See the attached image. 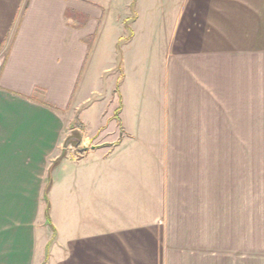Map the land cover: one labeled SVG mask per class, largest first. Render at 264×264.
Listing matches in <instances>:
<instances>
[{"label": "crops", "instance_id": "0c3cea01", "mask_svg": "<svg viewBox=\"0 0 264 264\" xmlns=\"http://www.w3.org/2000/svg\"><path fill=\"white\" fill-rule=\"evenodd\" d=\"M136 3L0 0V264H34L35 228L22 198L35 196L39 173L58 154L67 115L79 111L89 125L83 112L93 100L84 86L106 23L118 27L117 42L122 11L133 8L131 40L146 29L152 35ZM161 5L154 31L166 41L148 48L144 66L157 84L151 91L158 90L165 136L157 147L132 142L122 117L127 57L118 73L105 68L104 77L112 74L96 92L104 119L96 133L104 141L78 162H64L67 216L54 219L48 264H226L232 246L246 250L255 240L249 233L264 264V191L252 201L249 231L246 180L250 171L261 173L259 164L250 169L248 157L217 153L230 147L218 134L249 132L264 116V0ZM136 144L142 152L133 150ZM155 148L156 156L149 151ZM10 215L22 223L10 225Z\"/></svg>", "mask_w": 264, "mask_h": 264}, {"label": "rangeland", "instance_id": "374dc122", "mask_svg": "<svg viewBox=\"0 0 264 264\" xmlns=\"http://www.w3.org/2000/svg\"><path fill=\"white\" fill-rule=\"evenodd\" d=\"M161 4L162 0H137L136 3V13L139 15V21L141 25H144L145 27L149 26L150 30L153 32L151 36L147 33L146 29L143 34L137 36L134 42L131 40L130 36L133 34V29L130 22L136 14L133 8L130 12L128 6H126L128 10L125 12L122 11V16H124L123 19L125 20L121 22V24L124 25V29L122 35L119 37V40L117 42L114 40L118 27L109 21L106 23L103 35L99 38L97 44L93 45L95 46V49L93 52H91L89 58V65L91 66L89 68L88 80L84 86L85 91H87V94H91L90 98L93 100L90 102L88 109L83 112V117L86 121H88L89 125L82 122L79 111H77L76 114L73 112V115H67L66 128L62 138L63 142L58 154L50 161V164H48V169L43 168L39 173L41 178L39 181L35 182V184L39 185V188L37 187L31 189L36 192L35 196H25L22 198L26 205L31 206L30 213H28L30 219L28 220L33 223L35 228L34 240L36 243V257L34 264H48L50 252L49 244L54 239V219L58 222H63L66 220L67 215L62 206V204L64 205L65 200L66 177L64 172V162H71V160H74V163L78 162L82 157L88 155L86 153L87 150L79 151V148L87 146L91 149L93 146L101 144V142L104 141V138L99 139L101 135H97L96 126L101 122H104V119L101 115L103 110L100 107L102 102L98 101L97 93L102 91L104 86H107V82L109 80L108 76L112 74L111 69V71L104 77L102 72L105 70V68L114 67L115 72L118 73L122 59L127 57V80L124 82L125 84L121 88L124 99L123 108H125L122 117L124 119L126 128L132 131V142L137 144H140V142H153L155 143L153 146L157 147V143L162 142L163 135L165 136L164 133L162 134V127L160 126L161 100L158 99V90L156 88V91H151V88L157 86V84H155V78L152 80V77L146 76V68L144 66V61L148 56V48L154 44L156 45L157 42H159L160 45L156 46H162V44H165L166 41L165 37L162 38V41L159 36L155 37L156 34L154 31L155 24L160 19L159 14L162 6ZM117 6L112 7L113 13L114 10L117 11V8H115ZM170 16H172V14ZM93 40L94 39H90V44L93 43ZM135 62H137V67L136 71H133L132 64ZM146 78L149 79L147 80ZM116 91L119 92V86L116 87ZM93 92H95V94H92ZM105 94L106 93H104L103 96ZM114 94L116 95V92H114ZM114 94L112 98H114ZM112 98H110L109 101L112 100ZM120 108L121 105H116L114 116L115 118L119 119L120 122L118 120L117 121L120 125V130L122 134L125 135L126 129L119 117ZM254 121H257V123L249 127V132L218 134L219 142H225L227 140L226 146L230 147L227 149H217L218 155L248 157L250 169H256L257 164H259L261 173H259V175L251 174L250 171L246 178L249 186V231H251L253 228L252 226L255 223L251 220L253 217L252 201L256 200L255 194H260L262 190L264 191V116L256 118ZM257 129L263 131H251ZM137 144L133 146V150L135 147L137 148L140 146ZM136 151L140 153L143 150L137 148ZM149 151L151 153L153 152V155L156 156L157 152H159V148L150 149ZM132 154L135 155L134 152H132ZM91 156H94V154L91 153ZM58 160H60V162L54 165ZM79 166L80 165H77V163L76 165H72L73 172H76ZM71 173L72 169L69 170V174ZM51 181L54 185L52 194L54 208L52 212L53 220L51 219V223H49L46 218V210L48 205L44 199V196L45 191ZM75 199L79 200V197H76ZM259 199L261 200V197H259ZM77 209L79 210V205L77 206ZM73 215L80 218L79 212H73ZM19 223H22L21 219L12 217V215H10V225L14 226L18 225ZM249 235H252V238H255V240H251V237L249 238V246L246 250L243 249L241 251L240 249H237L236 246H232V250L227 249L228 251L232 252H230V254H228L226 257V264L263 263L262 256L261 261H258L257 246L255 242L256 235L251 233H249Z\"/></svg>", "mask_w": 264, "mask_h": 264}, {"label": "trees", "instance_id": "16d2710c", "mask_svg": "<svg viewBox=\"0 0 264 264\" xmlns=\"http://www.w3.org/2000/svg\"><path fill=\"white\" fill-rule=\"evenodd\" d=\"M49 106L50 107H53L51 105H49ZM59 162H60V160H58L54 165L58 164ZM51 184H52V181L49 183V185H48V187H47V189L45 191V196H44V199H45V201H46V203L48 205L47 210H46V218H47V221L49 223H51V218H50V202H49V191H50Z\"/></svg>", "mask_w": 264, "mask_h": 264}, {"label": "water", "instance_id": "95a60500", "mask_svg": "<svg viewBox=\"0 0 264 264\" xmlns=\"http://www.w3.org/2000/svg\"><path fill=\"white\" fill-rule=\"evenodd\" d=\"M79 144V143H78ZM78 146V145H77ZM88 150V147L87 146H83L81 148H79V151H86Z\"/></svg>", "mask_w": 264, "mask_h": 264}]
</instances>
